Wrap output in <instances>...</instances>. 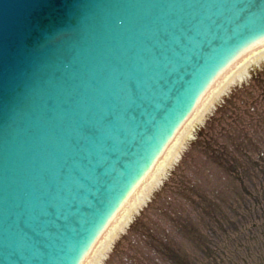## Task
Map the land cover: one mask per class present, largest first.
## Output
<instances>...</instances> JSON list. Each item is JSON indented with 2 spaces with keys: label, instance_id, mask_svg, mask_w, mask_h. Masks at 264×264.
<instances>
[{
  "label": "water",
  "instance_id": "95a60500",
  "mask_svg": "<svg viewBox=\"0 0 264 264\" xmlns=\"http://www.w3.org/2000/svg\"><path fill=\"white\" fill-rule=\"evenodd\" d=\"M262 40L264 0H0V264H85Z\"/></svg>",
  "mask_w": 264,
  "mask_h": 264
},
{
  "label": "rangeland",
  "instance_id": "374dc122",
  "mask_svg": "<svg viewBox=\"0 0 264 264\" xmlns=\"http://www.w3.org/2000/svg\"><path fill=\"white\" fill-rule=\"evenodd\" d=\"M260 125L264 126V59L251 63L243 78L231 82L191 125L176 157L99 264H264V235L245 233L242 215L231 218L224 213L214 218L218 224L210 221L202 216L200 202L211 207L216 192L223 189L226 195L229 183L227 172L207 159L200 144L214 135V148L228 145L240 154L235 142L252 138L257 145L243 151L257 157L259 136L264 137ZM231 224L237 229L231 230Z\"/></svg>",
  "mask_w": 264,
  "mask_h": 264
},
{
  "label": "trees",
  "instance_id": "16d2710c",
  "mask_svg": "<svg viewBox=\"0 0 264 264\" xmlns=\"http://www.w3.org/2000/svg\"><path fill=\"white\" fill-rule=\"evenodd\" d=\"M260 76H262V72H259ZM223 107L222 105L221 109ZM259 115L262 116V114ZM259 131L264 133V126L260 125ZM199 134L203 136L206 132L201 129ZM258 141L259 155L252 158L243 150L250 145L256 146L255 139L236 141L235 145L241 150L240 154L230 151L228 145L227 147L214 148V144H217L214 135L207 137L204 143L199 140L200 147L207 159L210 162L211 160L215 161L222 170L227 172L229 178V183L225 188L227 194L225 195L223 189L217 191L211 207L205 206L200 201L203 206L202 216L218 224L219 220L214 218L224 216V213L231 218L242 215L243 231L253 236L258 233L264 235V137L259 136ZM253 181L259 185L257 186ZM231 218L229 219L231 220ZM183 225L187 226L184 223ZM200 226L199 222L197 227ZM181 228L183 229L182 225ZM235 229L237 226L231 224V230Z\"/></svg>",
  "mask_w": 264,
  "mask_h": 264
},
{
  "label": "bare ground",
  "instance_id": "6f19581e",
  "mask_svg": "<svg viewBox=\"0 0 264 264\" xmlns=\"http://www.w3.org/2000/svg\"><path fill=\"white\" fill-rule=\"evenodd\" d=\"M256 45L257 47L255 50H253V45L251 46V48H246V57H244L243 53H241L242 51H240V54L242 55L238 57V59H235V61H233L232 63L230 62L232 64L231 71L229 68H227L226 71L224 70V79L223 75L221 76V74L216 76L217 79H214V82L216 83L217 81L220 85H217L214 90H212L211 85H209V93H207L206 95L201 93L200 99H198L197 104H193V115H187L184 120L183 128H181L179 132L177 130L173 132L175 138L174 143L172 141H168L167 146L164 147L162 163H159L158 165L157 160H155V171H146L145 179L140 180L141 184L138 190L137 188H135L131 191L130 198L126 199L127 208L123 216H119L117 222L116 219H112L114 227H112V230H110L109 234L107 236H104L103 231L101 230L100 237L102 240L99 244H97V250L95 248L96 244L93 245L92 250H88L89 259L87 261V259L85 258V264H99L101 256L109 247L118 231L128 223L133 212L138 209L144 199L148 196L151 188L159 180L164 170L176 157L181 142L185 137H187L190 132L191 125L197 120L201 119L203 113L213 102L215 97L222 91H224L231 82L242 79L245 71H247V68L251 63H259L260 60L264 59V40H262L261 43H256Z\"/></svg>",
  "mask_w": 264,
  "mask_h": 264
}]
</instances>
